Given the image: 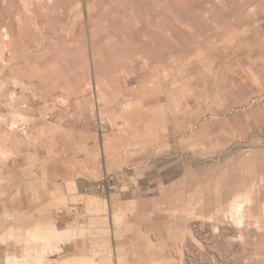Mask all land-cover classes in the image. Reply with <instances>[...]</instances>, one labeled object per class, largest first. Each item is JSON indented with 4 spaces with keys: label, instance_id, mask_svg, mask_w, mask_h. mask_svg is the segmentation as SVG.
<instances>
[{
    "label": "rangeland",
    "instance_id": "obj_1",
    "mask_svg": "<svg viewBox=\"0 0 264 264\" xmlns=\"http://www.w3.org/2000/svg\"><path fill=\"white\" fill-rule=\"evenodd\" d=\"M0 264H264V0H0Z\"/></svg>",
    "mask_w": 264,
    "mask_h": 264
}]
</instances>
